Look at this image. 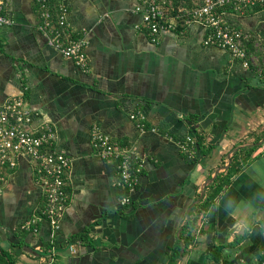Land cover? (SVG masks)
<instances>
[{
	"label": "crops",
	"instance_id": "0c3cea01",
	"mask_svg": "<svg viewBox=\"0 0 264 264\" xmlns=\"http://www.w3.org/2000/svg\"><path fill=\"white\" fill-rule=\"evenodd\" d=\"M6 1L14 23L0 26V102L23 96L32 126L53 124V148L71 157L54 231L46 221L37 232L20 227L44 205L33 161L20 156L13 169H0V248L10 262L168 264L180 242L175 264H212L215 246L245 235L227 258L257 264L264 256V7L224 14L255 40L247 49L254 63L244 67L221 46L204 45L200 23L152 41L137 0H67L68 28L86 41L84 72L46 44L35 0ZM93 124L142 162L129 205L119 201L127 190L118 160L95 153ZM187 135L197 144L191 156L178 143ZM229 169L213 203L196 212ZM192 213L193 242L184 249ZM86 230L91 245L72 237ZM47 243L57 249L45 251Z\"/></svg>",
	"mask_w": 264,
	"mask_h": 264
},
{
	"label": "built area",
	"instance_id": "2783aa9c",
	"mask_svg": "<svg viewBox=\"0 0 264 264\" xmlns=\"http://www.w3.org/2000/svg\"><path fill=\"white\" fill-rule=\"evenodd\" d=\"M66 1H58V12L54 16L52 0H35L40 17L36 28L44 35L48 46L71 58L82 71L87 72L89 66L85 54L86 41L70 32L66 20ZM186 2L137 0L134 9L140 13L141 26L152 41H156L162 32L180 30L182 26L197 22L205 28L204 45L221 46L244 67L254 63L255 58L248 54L244 44L249 33L230 23L224 14L243 13L246 9L264 6V0H191L190 5H186ZM6 6L7 1L0 0V26L14 23V19L6 13ZM137 114H131L130 117L135 118ZM32 116V110L23 96L7 97L0 102V169H13L20 156L33 161L34 177L42 189L44 205L38 214L23 221L20 227L27 232H37L39 223L46 221L54 231L58 227L61 209L66 203V178L71 157L53 148L52 144L56 139L54 125L43 122L33 127ZM90 141L100 158L118 160L119 184L127 190L119 201L121 205H129V194L138 182L142 162L136 160L132 149L114 141L96 124L91 127ZM178 143L181 151L190 156L195 154L197 144L192 135L185 136ZM50 260H53V253ZM219 264L234 263L221 260ZM257 264H264V259Z\"/></svg>",
	"mask_w": 264,
	"mask_h": 264
},
{
	"label": "trees",
	"instance_id": "16d2710c",
	"mask_svg": "<svg viewBox=\"0 0 264 264\" xmlns=\"http://www.w3.org/2000/svg\"><path fill=\"white\" fill-rule=\"evenodd\" d=\"M186 1H187L186 5L191 4V0H186ZM52 3H53V7H54L53 14L55 16L58 12V9H57L58 0H52ZM263 7L264 6L253 7L251 9H246L245 12L256 11V10L263 8ZM224 9L229 10V8H224ZM182 27H184V26H182ZM254 42H255V40L252 38L251 35H249L248 38H246L244 40L246 50L247 49H248V51L251 50L253 48ZM259 56H260V60L264 59V55L261 56L259 54ZM230 172H231V169H229L226 172V175L224 174L222 176H216L215 177V180L213 181L209 192L207 193L205 198L202 200V202L198 205V209L196 210V212H198V210H206L213 203L214 198L219 195V193L221 192L223 187L229 182L228 180H229L230 174L233 171L231 173ZM66 191H67V187H66ZM66 200H67V198H66ZM191 215L192 216L189 218L188 222L184 225L182 232H181V236H180L182 238V243H183L184 249H185V247H187L188 245H190L193 242V236L190 233L194 227L197 215L193 214V213ZM87 231L88 230H86V231H84V232H82L76 236H72V237H74L73 238L74 240L75 239L77 241L81 240L83 243H85L87 245L88 244L91 245L92 242H91V239L89 238V236L87 235ZM244 237H245V235L237 236V237H235L234 240L229 242L227 245L220 244V245L215 246L210 253V257L213 260L212 264H219L221 260L228 262V263H231V261L227 258L228 254H230L229 251L231 249H233L235 246H239V242ZM42 247L45 249V251H51L52 248L57 249L56 245H53L51 243H47L46 245H43ZM235 248L237 249L238 247H235ZM225 250H227L228 253H226L227 251L225 252ZM180 251H181V243L177 242L172 249V252L170 255V260H169L168 264H175L176 260L178 259L179 255H180ZM262 257H263L262 259H264V256H262ZM0 264H13V262H10V259L8 258V256L5 255L2 248H0ZM234 264H236V263H234Z\"/></svg>",
	"mask_w": 264,
	"mask_h": 264
}]
</instances>
